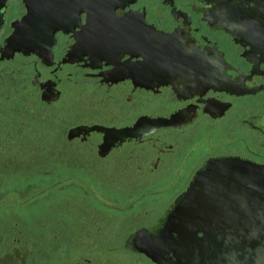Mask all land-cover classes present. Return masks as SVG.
<instances>
[{"label":"flooded vegetation","instance_id":"1","mask_svg":"<svg viewBox=\"0 0 264 264\" xmlns=\"http://www.w3.org/2000/svg\"><path fill=\"white\" fill-rule=\"evenodd\" d=\"M31 8L45 26H21ZM1 12L0 264L40 255L42 173L55 264H156L130 244L158 236L209 164L264 166V0H6ZM15 33L49 38L5 53Z\"/></svg>","mask_w":264,"mask_h":264},{"label":"water","instance_id":"2","mask_svg":"<svg viewBox=\"0 0 264 264\" xmlns=\"http://www.w3.org/2000/svg\"><path fill=\"white\" fill-rule=\"evenodd\" d=\"M5 2L0 0V30ZM37 15L31 8L21 26L36 28L37 22L45 26L39 23H48V11ZM34 38L49 35L15 33L4 52L13 54L21 50L19 43ZM130 247L156 264H264V166L235 161L209 164L168 215L158 236L140 230Z\"/></svg>","mask_w":264,"mask_h":264},{"label":"rangeland","instance_id":"3","mask_svg":"<svg viewBox=\"0 0 264 264\" xmlns=\"http://www.w3.org/2000/svg\"><path fill=\"white\" fill-rule=\"evenodd\" d=\"M48 138L50 139V137ZM49 155L50 154H48V156ZM45 169L46 168H42V172H44ZM40 182L41 190H43L40 195V218L42 223L40 255L35 260H30L29 264H55L57 260L54 257V247L52 245V174L49 176L42 173ZM50 186L51 188H48ZM115 215H117V213H115ZM114 228V234L118 232L122 233L125 230V225L119 224V226L116 225ZM122 250L123 244H120V251Z\"/></svg>","mask_w":264,"mask_h":264}]
</instances>
